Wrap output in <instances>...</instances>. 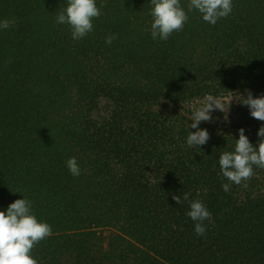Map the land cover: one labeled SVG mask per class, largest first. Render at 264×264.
<instances>
[{"label":"trees","instance_id":"trees-1","mask_svg":"<svg viewBox=\"0 0 264 264\" xmlns=\"http://www.w3.org/2000/svg\"><path fill=\"white\" fill-rule=\"evenodd\" d=\"M232 3L215 25L193 10L163 41L151 0H96L93 30L73 40L56 20L67 0H0L15 21L0 29V211L25 196L51 226L38 264H264V169L244 188L219 166L241 127L256 147L264 124L239 103L264 95V0ZM206 95L233 102L190 148ZM186 192L211 213L202 236L172 199Z\"/></svg>","mask_w":264,"mask_h":264},{"label":"clouds","instance_id":"clouds-1","mask_svg":"<svg viewBox=\"0 0 264 264\" xmlns=\"http://www.w3.org/2000/svg\"><path fill=\"white\" fill-rule=\"evenodd\" d=\"M150 15L151 37L153 40L166 41L174 32L183 30L189 19L188 13L197 10L202 19L215 25L221 18H226L232 12V0H189L187 9L181 5V0H151ZM101 15L96 0H67V6L57 15L59 24H68L71 28L73 40L85 37L93 30V19ZM15 23L14 20H0V29H8ZM115 34L108 35L105 42L111 44L116 39ZM239 102L250 110L251 117L264 122V95L254 97L250 90ZM215 110L224 112V105L218 98L206 95L202 102L192 108L188 125L195 131H188L187 146L199 147L210 139L209 132L200 127L202 121L211 122V113ZM239 138L235 139L233 151H224L219 154L220 173L228 181L236 185L248 187L247 181L254 176L253 166L264 169V124L258 129V146L254 147L245 130L241 127ZM66 166L74 176L80 175V167L75 157L66 161ZM225 192L230 191V184L222 185ZM189 193L183 198L177 194L172 199L177 204L188 202V217L195 222V232L202 236L206 232L203 221L209 219L211 213L199 199H190ZM52 235L51 226L39 221L33 214L32 202L23 196L10 203L6 211H0V264H38L32 255L33 248L41 241Z\"/></svg>","mask_w":264,"mask_h":264},{"label":"rangeland","instance_id":"rangeland-1","mask_svg":"<svg viewBox=\"0 0 264 264\" xmlns=\"http://www.w3.org/2000/svg\"><path fill=\"white\" fill-rule=\"evenodd\" d=\"M219 100H221V102L224 105V109L227 110L229 105L233 102V98L228 97V98H218ZM217 110L213 111L211 114H214V112H216Z\"/></svg>","mask_w":264,"mask_h":264}]
</instances>
